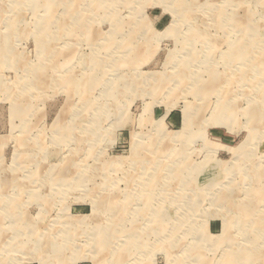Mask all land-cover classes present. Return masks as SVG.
I'll return each instance as SVG.
<instances>
[{"label": "rangeland", "instance_id": "1", "mask_svg": "<svg viewBox=\"0 0 264 264\" xmlns=\"http://www.w3.org/2000/svg\"><path fill=\"white\" fill-rule=\"evenodd\" d=\"M263 87L264 0H0V264H264Z\"/></svg>", "mask_w": 264, "mask_h": 264}, {"label": "bare ground", "instance_id": "2", "mask_svg": "<svg viewBox=\"0 0 264 264\" xmlns=\"http://www.w3.org/2000/svg\"><path fill=\"white\" fill-rule=\"evenodd\" d=\"M230 59V58H229ZM39 75V74H38ZM157 79V78H156ZM160 86V85H159ZM163 86V85H162ZM264 88V87H263ZM156 89V88H155ZM154 90V89H153ZM185 131V130H184ZM259 134V133H258ZM81 140H83V138L81 139ZM26 150V149H25ZM28 151V150H27ZM32 151V150H31ZM23 152H25V151H23ZM32 152H34V151H32ZM15 157H17V156H15ZM24 160V159H23ZM22 160V161H23ZM125 160V159H124ZM182 160V159H181ZM117 161V160H116ZM119 161V160H118ZM121 161V160H120ZM177 161V160H176ZM211 162H213V161H211ZM121 163V162H120ZM153 163V162H152ZM174 163V162H173ZM150 164V163H149ZM149 164H148V166H149ZM158 164V163H157ZM156 165V164H155ZM72 166V165H71ZM112 166V165H111ZM147 166V167H148ZM170 166V165H169ZM181 165H179V167H180ZM198 166V165H197ZM157 167V166H156ZM160 167V166H159ZM165 167V166H164ZM167 167V166H166ZM51 168V167H50ZM204 169V168H203ZM49 170V169H48ZM107 170H109V169H107ZM184 170V169H183ZM165 171V170H164ZM204 171V170H203ZM169 172V171H168ZM167 172V173H168ZM207 172V171H206ZM37 173V172H36ZM60 173V172H59ZM200 173V172H199ZM205 173V172H204ZM51 175V174H50ZM68 175V174H67ZM107 175V174H106ZM197 175V174H196ZM54 176V175H53ZM59 176V175H58ZM72 176V175H71ZM155 176V175H154ZM60 177V176H59ZM62 177V176H61ZM165 177V176H164ZM199 177V176H198ZM5 178V177H4ZM34 178V177H33ZM51 178V177H50ZM65 178H67V177H65ZM167 178V177H166ZM171 178V177H170ZM3 179V178H2ZM6 179V178H5ZM151 179V178H150ZM73 180H75V179H73ZM166 180V179H165ZM57 181V180H56ZM19 182V181H18ZM31 182V181H30ZM77 182V181H76ZM75 182V183H76ZM57 183H58V181H57ZM63 183V182H62ZM190 183V182H189ZM34 184V183H33ZM48 184V183H47ZM69 184V183H68ZM73 184V183H72ZM200 184V183H199ZM3 185V184H2ZM163 185V184H162ZM188 185V184H187ZM185 186V185H184ZM6 187V186H5ZM23 187V186H22ZM162 187V186H161ZM187 187V186H186ZM25 188V187H24ZM188 188V187H187ZM161 189V188H160ZM182 190V189H181ZM22 191V190H21ZM33 194V193H32ZM36 196V195H35ZM10 197V196H9ZM8 198V197H7ZM9 199V198H8ZM9 201V200H8ZM113 201V200H112ZM14 202V201H13ZM105 204V203H104ZM14 207V206H13ZM99 207V206H98ZM6 209V208H5ZM20 209V208H19ZM7 210V209H6ZM107 212H110V211H107ZM10 213V212H9ZM104 213H106V210H105V212ZM154 213V212H153ZM26 214V213H25ZM77 219V218H76ZM30 220V219H29ZM112 221V220H111ZM24 222V221H23ZM17 223V222H16ZM19 223V222H18ZM77 224V223H76ZM92 224H94V223H92ZM99 224V223H98ZM95 225V224H94ZM103 225V224H102ZM247 226H248V224H246ZM55 226V225H54ZM64 226V225H63ZM75 226V225H74ZM91 226V225H90ZM98 226V225H97ZM36 227V226H35ZM92 227V226H91ZM22 228V227H21ZM38 228V227H37ZM114 228V227H113ZM27 229V228H26ZM31 229H32V227H31ZM80 229V228H79ZM91 229V228H90ZM248 229V228H247ZM16 230V229H15ZM35 231L34 232H31V236H32V238L33 237H36L37 235H41V236H38V239H40V238H42L44 235H42V234H40V231L38 230V229H34ZM51 230H52V228H51ZM74 230V229H73ZM77 230V229H76ZM112 230V229H111ZM114 230V229H113ZM48 231V230H47ZM85 231V230H84ZM254 231H255V229H254ZM2 232V231H1ZM16 232H18V231H16ZM15 232V233H16ZM42 232V231H41ZM45 232V231H44ZM52 232V231H51ZM100 232V231H99ZM98 232V233H99ZM258 232V231H257ZM58 233V232H57ZM97 233V234H98ZM103 233V232H102ZM105 233V232H104ZM107 233V232H106ZM17 234V233H16ZM51 234V233H50ZM79 234V233H78ZM90 234V233H89ZM91 234H93L92 232H91ZM120 234V233H119ZM134 234V233H133ZM36 235V236H35ZM62 235V234H61ZM67 235V234H66ZM75 235V234H74ZM105 235V234H104ZM20 236V235H19ZM26 236V235H25ZM127 236V235H126ZM130 236V235H129ZM13 237V236H12ZM11 237V238H12ZM15 237V236H14ZM48 237H49V235H48ZM74 237V236H73ZM103 237V236H102ZM116 237V236H115ZM27 238V237H26ZM126 238V237H125ZM10 239V238H9ZM73 239V238H72ZM98 239V238H97ZM96 239V240H97ZM19 240V239H18ZM33 240V239H32ZM46 240H48V238L46 239ZM46 240H41V241H39L38 242V245H42V244H44L45 242H46ZM101 240V239H100ZM49 241V240H48ZM99 241V240H98ZM104 241V240H103ZM138 241V240H137ZM83 242V241H82ZM89 242V241H88ZM124 242V241H123ZM122 242V243H123ZM17 243V242H16ZM102 243V242H101ZM32 244H34V243H32ZM57 244V243H56ZM98 244V243H97ZM13 246V245H12ZM36 246V245H35ZM97 246H99V245H97ZM114 246V245H113ZM137 246V245H136ZM151 246V245H150ZM22 247V246H21ZM33 247V246H32ZM11 248V247H10ZM17 248H18V246H17ZM38 248H40V247H38ZM42 248V247H41ZM60 248V247H59ZM100 248H102V246L100 247ZM30 249V248H29ZM49 249V248H48ZM113 249V248H112ZM121 249V248H120ZM143 249V248H142ZM22 250H24V249H22ZM27 250V249H26ZM95 250V249H94ZM150 250V249H149ZM3 251H5V250H3ZM2 251V252H3ZM17 251V250H16ZM52 251V250H51ZM91 251V250H90ZM93 251V250H92ZM116 251V250H115ZM142 251V250H141ZM15 252V251H14ZM35 252V251H34ZM39 252V251H38ZM50 252V251H49ZM88 252V251H87ZM98 252V251H97ZM46 253V252H45ZM113 253V252H112ZM112 253H110V254H112ZM115 253V252H114ZM141 253V252H140ZM49 254V253H48ZM84 254V253H83ZM109 254V255H110ZM77 255V254H76ZM113 255V254H112ZM9 256V255H8ZM43 256V255H42ZM41 256V257H42ZM45 256V255H44ZM84 256V255H83ZM40 257V258H41ZM81 257V256H80ZM37 258V257H36ZM39 259V258H38ZM59 259V258H58ZM57 259V260H58ZM2 260V259H1ZM14 260V259H13ZM104 261V260H103ZM111 261V260H110ZM45 262V261H44ZM48 262V261H47ZM53 262V261H52ZM58 262V261H57ZM116 262H117V260H116ZM46 263V262H45Z\"/></svg>", "mask_w": 264, "mask_h": 264}]
</instances>
